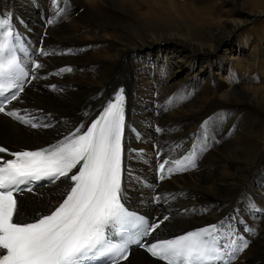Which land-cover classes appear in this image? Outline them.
Returning a JSON list of instances; mask_svg holds the SVG:
<instances>
[{
  "label": "bare ground",
  "instance_id": "1",
  "mask_svg": "<svg viewBox=\"0 0 264 264\" xmlns=\"http://www.w3.org/2000/svg\"><path fill=\"white\" fill-rule=\"evenodd\" d=\"M0 11L33 51L44 45L38 78L11 104L31 123L0 113V146L77 135L123 86L126 141L143 147L124 156V198L170 213L155 237L216 222L224 243H248L228 264H264V0H0ZM154 142L161 156L195 151V167L155 182ZM68 186L22 193L19 219L36 217L37 198L52 209ZM119 264L164 263L134 249Z\"/></svg>",
  "mask_w": 264,
  "mask_h": 264
},
{
  "label": "snow or ice",
  "instance_id": "2",
  "mask_svg": "<svg viewBox=\"0 0 264 264\" xmlns=\"http://www.w3.org/2000/svg\"><path fill=\"white\" fill-rule=\"evenodd\" d=\"M21 39L7 14L0 16V93L8 88L18 89L10 98L5 97L9 102L18 99L23 87L15 82L5 85L3 81L27 76L15 55L16 43ZM36 67L41 65L36 64ZM123 102L121 90L84 134L49 149L9 153L14 158L7 160L0 157V264H92L96 257L117 253L120 259H127L123 248L112 244L107 235L109 228L124 229L128 235L134 220L122 203ZM4 111V107H0V112ZM7 114L31 123L17 113ZM31 126L38 125L32 123ZM7 152L6 147L0 146V153ZM195 158L193 151L183 160L175 161V168H169V173L195 167ZM166 163L160 164L161 172ZM78 164L81 167L69 176ZM60 177L74 182L63 202L48 215L33 222H22L15 196L21 190L20 185L44 178L55 182ZM159 226L156 223L137 232L146 236ZM218 234L217 226L212 225L172 240L150 245L140 240L135 243L166 264H212L214 261L228 264L224 259L226 254L232 258V253L248 247L246 241L239 248L235 240L220 244ZM224 249L231 252L226 253ZM113 264H119V260H114Z\"/></svg>",
  "mask_w": 264,
  "mask_h": 264
},
{
  "label": "rangeland",
  "instance_id": "3",
  "mask_svg": "<svg viewBox=\"0 0 264 264\" xmlns=\"http://www.w3.org/2000/svg\"><path fill=\"white\" fill-rule=\"evenodd\" d=\"M255 27V25H249L248 27H247V29H248V31L247 32H253L254 30H252V28H254ZM227 41H229V39L227 40ZM36 82V81H35ZM58 90H61L62 91V88L61 89H58ZM73 90H76V88L75 89H73ZM56 90H54V91H50V92H55ZM25 94H27V98H26V102L24 103L25 105H27V102H28V98L30 97V93H25ZM158 105H159V102L158 101H155L154 102V107H158ZM248 120H250V118L248 119ZM158 124V123H157ZM159 125V128L156 130L155 129V126L153 127V129L155 130V131H158L160 128H162L161 126H160V124H158ZM68 131V130H67ZM64 133V132H63ZM12 141V140H11ZM10 144H14L13 146H15V147H11V149H15V148H18V146H17V144H15V143H13V142H10L9 144L8 143H6V142H3L2 141V145L4 146V147H6L7 149H9L8 148V146L10 145ZM22 146H24V144L22 145ZM20 147V146H19ZM29 147V146H28ZM37 199H39V200H41L42 198H37ZM39 200H38V203H36L35 204V210L36 211H34V214H35V216H37L36 215V212L37 211H45L44 209H40V208H38L39 206H40V202H39ZM46 212V211H45ZM259 217V220L260 221H262L263 219H261V217H260V215L258 216ZM33 218V217H32Z\"/></svg>",
  "mask_w": 264,
  "mask_h": 264
}]
</instances>
